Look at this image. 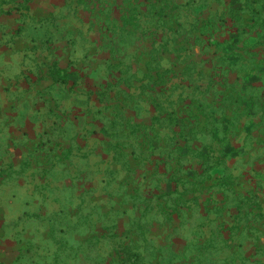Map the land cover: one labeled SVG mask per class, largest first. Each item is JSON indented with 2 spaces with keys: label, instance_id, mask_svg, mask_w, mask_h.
<instances>
[{
  "label": "crops",
  "instance_id": "1",
  "mask_svg": "<svg viewBox=\"0 0 264 264\" xmlns=\"http://www.w3.org/2000/svg\"><path fill=\"white\" fill-rule=\"evenodd\" d=\"M0 264H264V0H0Z\"/></svg>",
  "mask_w": 264,
  "mask_h": 264
},
{
  "label": "rangeland",
  "instance_id": "2",
  "mask_svg": "<svg viewBox=\"0 0 264 264\" xmlns=\"http://www.w3.org/2000/svg\"><path fill=\"white\" fill-rule=\"evenodd\" d=\"M240 107L241 106H235V107L232 106L231 108H229L227 106L228 112L226 114V120L223 122V124L225 125V128L227 130V139H232V137H234V136L236 137L237 129L240 127V124L242 123V121L243 122H247V120H248V117L250 115V113H248L249 109H250V105L249 106H243L242 110L240 109ZM178 108L181 109L180 104H179ZM185 108L182 109V113L186 114L185 116H191V114H194L195 116H198V114H203V111L201 113H194L193 110H192L193 108H186V110H185ZM255 108H256V106H255ZM209 109H215V106H209ZM163 112H165V111L163 110ZM241 117H243L242 121H241ZM244 118L246 120H244ZM164 123H166L165 119L163 120V124ZM235 132H236V134L233 135V133H235ZM193 139L195 141H197L196 139H198V138L195 136Z\"/></svg>",
  "mask_w": 264,
  "mask_h": 264
}]
</instances>
